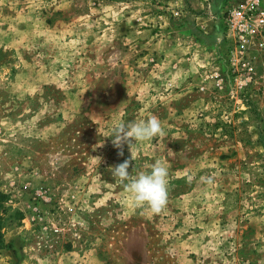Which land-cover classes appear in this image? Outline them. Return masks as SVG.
I'll return each mask as SVG.
<instances>
[{
	"label": "rangeland",
	"instance_id": "1",
	"mask_svg": "<svg viewBox=\"0 0 264 264\" xmlns=\"http://www.w3.org/2000/svg\"><path fill=\"white\" fill-rule=\"evenodd\" d=\"M240 1L0 0V264H264V47L236 48ZM151 116L165 135L129 172L168 166L160 214L109 170L131 158L113 127Z\"/></svg>",
	"mask_w": 264,
	"mask_h": 264
},
{
	"label": "clouds",
	"instance_id": "2",
	"mask_svg": "<svg viewBox=\"0 0 264 264\" xmlns=\"http://www.w3.org/2000/svg\"><path fill=\"white\" fill-rule=\"evenodd\" d=\"M165 135L164 128L156 116H151L146 120L132 121L128 123L120 122L113 127L112 144L119 149L118 155L123 156V146L128 145L131 158L125 159L109 170L112 177L117 180L128 194L132 205L151 212L160 214L166 208L168 202V166L161 160H156L150 165V172H138L135 176L129 172L133 161L132 147L138 142L151 141ZM101 162V157H94ZM191 181V177H188ZM207 184L214 183V177L201 178Z\"/></svg>",
	"mask_w": 264,
	"mask_h": 264
},
{
	"label": "built area",
	"instance_id": "3",
	"mask_svg": "<svg viewBox=\"0 0 264 264\" xmlns=\"http://www.w3.org/2000/svg\"><path fill=\"white\" fill-rule=\"evenodd\" d=\"M225 23L235 37L239 51L245 53L247 43L255 37L258 38L257 46L264 47V5L261 0H241L229 11ZM248 68L251 69L252 65Z\"/></svg>",
	"mask_w": 264,
	"mask_h": 264
},
{
	"label": "trees",
	"instance_id": "4",
	"mask_svg": "<svg viewBox=\"0 0 264 264\" xmlns=\"http://www.w3.org/2000/svg\"><path fill=\"white\" fill-rule=\"evenodd\" d=\"M0 247H2V241H1V238H0Z\"/></svg>",
	"mask_w": 264,
	"mask_h": 264
}]
</instances>
